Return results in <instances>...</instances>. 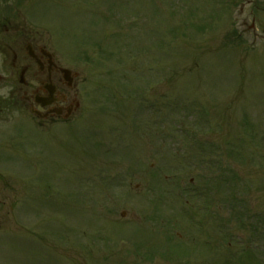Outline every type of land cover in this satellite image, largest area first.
I'll use <instances>...</instances> for the list:
<instances>
[{"label": "rangeland", "instance_id": "374dc122", "mask_svg": "<svg viewBox=\"0 0 264 264\" xmlns=\"http://www.w3.org/2000/svg\"><path fill=\"white\" fill-rule=\"evenodd\" d=\"M224 4L0 0L80 77L0 150V264H264V0Z\"/></svg>", "mask_w": 264, "mask_h": 264}, {"label": "flooded vegetation", "instance_id": "af4514ba", "mask_svg": "<svg viewBox=\"0 0 264 264\" xmlns=\"http://www.w3.org/2000/svg\"><path fill=\"white\" fill-rule=\"evenodd\" d=\"M18 17L0 14V150L11 154L16 114L44 133L75 121L80 111L79 74L44 32Z\"/></svg>", "mask_w": 264, "mask_h": 264}, {"label": "trees", "instance_id": "16d2710c", "mask_svg": "<svg viewBox=\"0 0 264 264\" xmlns=\"http://www.w3.org/2000/svg\"><path fill=\"white\" fill-rule=\"evenodd\" d=\"M223 182H225L227 184V181L226 180H224ZM231 189L234 190V187H232Z\"/></svg>", "mask_w": 264, "mask_h": 264}]
</instances>
